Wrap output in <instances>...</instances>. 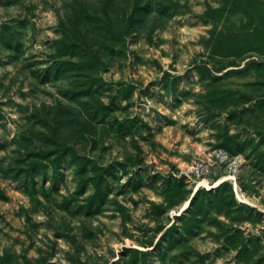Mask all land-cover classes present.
<instances>
[{"label": "rangeland", "instance_id": "1", "mask_svg": "<svg viewBox=\"0 0 264 264\" xmlns=\"http://www.w3.org/2000/svg\"><path fill=\"white\" fill-rule=\"evenodd\" d=\"M0 264H264V0H0Z\"/></svg>", "mask_w": 264, "mask_h": 264}, {"label": "bare ground", "instance_id": "2", "mask_svg": "<svg viewBox=\"0 0 264 264\" xmlns=\"http://www.w3.org/2000/svg\"><path fill=\"white\" fill-rule=\"evenodd\" d=\"M188 204V201L186 202ZM190 203V202H189Z\"/></svg>", "mask_w": 264, "mask_h": 264}, {"label": "water", "instance_id": "3", "mask_svg": "<svg viewBox=\"0 0 264 264\" xmlns=\"http://www.w3.org/2000/svg\"><path fill=\"white\" fill-rule=\"evenodd\" d=\"M196 189H197V188H196ZM196 189H195V191H196ZM195 191H194V192H195Z\"/></svg>", "mask_w": 264, "mask_h": 264}]
</instances>
